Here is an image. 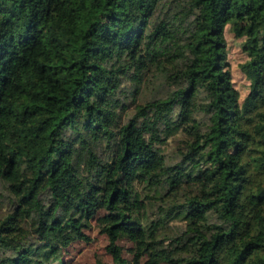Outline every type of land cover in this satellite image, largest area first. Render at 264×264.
Listing matches in <instances>:
<instances>
[{
    "label": "trees",
    "instance_id": "16d2710c",
    "mask_svg": "<svg viewBox=\"0 0 264 264\" xmlns=\"http://www.w3.org/2000/svg\"><path fill=\"white\" fill-rule=\"evenodd\" d=\"M93 219L96 264H264V0H0V264Z\"/></svg>",
    "mask_w": 264,
    "mask_h": 264
},
{
    "label": "rangeland",
    "instance_id": "374dc122",
    "mask_svg": "<svg viewBox=\"0 0 264 264\" xmlns=\"http://www.w3.org/2000/svg\"><path fill=\"white\" fill-rule=\"evenodd\" d=\"M226 38V54L227 60L229 62V67L231 70L232 81L236 88L239 90L241 96L244 95L247 89V79L244 77L243 73L239 69V62L245 59V54L240 48V41L233 37L232 33L228 30L226 26L225 31ZM173 144L169 141L166 148L170 150ZM90 239L88 241L77 240L72 242L63 251L62 259L64 264H96L97 260H102L105 263L111 262L110 255L105 250V245L107 243L106 236L101 234L95 224L94 219L91 221V227L86 230ZM120 245L123 247L124 255L127 258L131 257L130 248L132 246L131 242L127 240L119 241ZM166 264V263H161Z\"/></svg>",
    "mask_w": 264,
    "mask_h": 264
}]
</instances>
